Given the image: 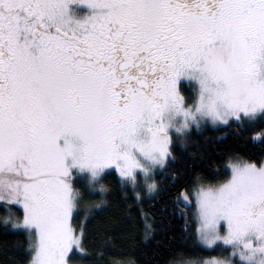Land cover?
Listing matches in <instances>:
<instances>
[{"label": "snow or ice", "instance_id": "6c2138e0", "mask_svg": "<svg viewBox=\"0 0 264 264\" xmlns=\"http://www.w3.org/2000/svg\"><path fill=\"white\" fill-rule=\"evenodd\" d=\"M257 125L264 0H0V231L27 237L8 264H157L193 196L198 244L220 253L166 264H264V148L163 202L196 134Z\"/></svg>", "mask_w": 264, "mask_h": 264}, {"label": "trees", "instance_id": "16d2710c", "mask_svg": "<svg viewBox=\"0 0 264 264\" xmlns=\"http://www.w3.org/2000/svg\"><path fill=\"white\" fill-rule=\"evenodd\" d=\"M261 131H264V125H257L253 128L246 130L245 137L242 139L235 133H230L226 137H220V134L206 129L203 135L196 134V140L198 145H193L189 152L183 155V158L175 166L178 172L179 183L175 187H167L163 195V202L168 204L169 208L173 207L172 201L176 198L178 192L183 191L185 188L191 190L193 187L192 181L196 175H200L203 181L207 184H215L219 181L227 179L226 166L228 163L229 153H239L242 156H251L258 158L261 154L264 146L259 143H253L252 138L257 136ZM199 147V150L203 153L202 158L194 159L191 152H194ZM112 175L108 176L106 183L114 182L117 174L113 171ZM145 208H149L150 205L145 204ZM159 207V205L157 206ZM180 207L187 211L189 222L187 226V238L184 231V219L179 214L171 215L166 214L165 222L169 226V236L175 237L174 240L165 239L164 248L159 252V258L157 264H166L172 255H176L179 252L186 251L193 256L200 255L204 258L209 256L218 255L220 249L213 251L212 249L204 248L199 245L196 239V217L193 204L187 205L181 204ZM124 225L115 226L114 230L118 233ZM98 222H93L88 225V242L90 244L97 243ZM160 237L158 236V239ZM26 234L18 233H4L0 231V264H8L9 260L20 258V248L26 246ZM125 247L123 251H128ZM121 255V248L119 242L113 249L109 259L119 258ZM143 259V257H142Z\"/></svg>", "mask_w": 264, "mask_h": 264}, {"label": "rangeland", "instance_id": "374dc122", "mask_svg": "<svg viewBox=\"0 0 264 264\" xmlns=\"http://www.w3.org/2000/svg\"><path fill=\"white\" fill-rule=\"evenodd\" d=\"M114 171V170H113ZM115 172V171H114ZM117 174V173H116ZM118 175V174H117ZM191 199H192V203L191 204H193V206H194V209H195V198H194V196L193 197H191ZM190 205V204H189ZM195 212H196V209H195ZM198 226V225H197ZM203 246V245H202ZM207 258H209V257H207ZM207 258H205V259H207Z\"/></svg>", "mask_w": 264, "mask_h": 264}]
</instances>
